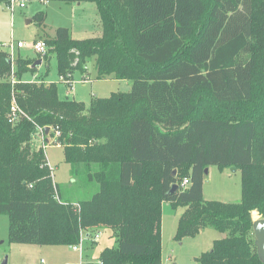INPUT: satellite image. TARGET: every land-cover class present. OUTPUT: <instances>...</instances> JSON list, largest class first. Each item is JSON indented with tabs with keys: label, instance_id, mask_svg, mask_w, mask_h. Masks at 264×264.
I'll use <instances>...</instances> for the list:
<instances>
[{
	"label": "trees",
	"instance_id": "trees-1",
	"mask_svg": "<svg viewBox=\"0 0 264 264\" xmlns=\"http://www.w3.org/2000/svg\"><path fill=\"white\" fill-rule=\"evenodd\" d=\"M48 1L94 3L102 26L97 37L75 39L62 27L43 39L51 49L43 63L56 55L60 81L71 86L75 71L89 80L94 59L96 80H127L132 89L86 107L61 99L57 83L23 82L32 61L12 63L0 49V215L9 218V242L71 247L83 231L107 230L117 246L98 264H163L168 203L185 208L176 240L208 228L226 234L196 264H264L253 229L254 213L264 219V28L254 0H214L208 14L205 0ZM46 16H34L40 28ZM203 93L225 105L223 117L210 116ZM242 104L250 110L239 114ZM38 128H50L45 143L63 146L73 175L99 186L78 209L53 182L34 142ZM212 166L241 170L240 203L204 201Z\"/></svg>",
	"mask_w": 264,
	"mask_h": 264
},
{
	"label": "rangeland",
	"instance_id": "rangeland-1",
	"mask_svg": "<svg viewBox=\"0 0 264 264\" xmlns=\"http://www.w3.org/2000/svg\"><path fill=\"white\" fill-rule=\"evenodd\" d=\"M25 8H21V2L15 1L12 5L0 4V45L7 51V46L14 43V63L17 60H30V69L22 74L23 82H44L46 84L57 83L61 99L67 97L71 100L83 102L90 106L93 98H109L114 93H128L132 89V83L127 80L95 79V61H89L90 81H84L83 75L75 71L71 86L60 81L57 70L56 55H51L47 63L40 67L32 66L39 59L49 55L50 48L42 57L34 49L35 42L52 38L58 28H68L75 39H86L102 35V26L97 7L94 3L67 4L62 2L41 0L24 2ZM207 14L214 4V0H205ZM13 9V10H12ZM256 26L264 28V0H254ZM39 12L46 13L45 24L39 27L34 16ZM207 14L205 18L207 17ZM203 18L198 23V29L203 25ZM40 37V38H39ZM43 40V41H44ZM24 43L25 47L19 48L18 43ZM13 63V62H12ZM15 65V64H14ZM15 67V66H14ZM16 79V78H15ZM206 100L211 117H223L226 114L224 104H217L210 100L207 93L202 94ZM237 104H232V107ZM239 114L249 111L250 105L242 104ZM49 146H46L45 155L48 164L53 171V182L58 186L63 198L72 203L73 208L78 209V203L89 200L98 192V185L90 183L85 185L71 172V167L65 162L63 146L52 145L54 138H49ZM39 147V143L36 144ZM204 201H216L226 204L240 203L242 200V172L233 168L221 170L218 166L208 169L204 180ZM185 208L173 209L170 204L162 206V257L163 264H196V259L204 252L211 251L213 243L217 239L226 237V234L212 228L204 230L193 238L176 240L179 220ZM256 218V219H255ZM253 219L261 217L256 214ZM97 231H92L91 237H85L83 243V264H96L100 253L106 248L117 246V238L107 230H100V239L95 240ZM85 233H87L85 231ZM8 258V264H41L45 260L47 264H81L80 253L70 246H37L30 244H16L9 242V218L0 215V263Z\"/></svg>",
	"mask_w": 264,
	"mask_h": 264
},
{
	"label": "built area",
	"instance_id": "built-area-1",
	"mask_svg": "<svg viewBox=\"0 0 264 264\" xmlns=\"http://www.w3.org/2000/svg\"><path fill=\"white\" fill-rule=\"evenodd\" d=\"M15 1H16V0H12V2H11L10 5H12ZM41 1H42L43 3L48 2V0H41ZM20 7H21V8H25V7H26V6H25V3H24V2H21ZM12 10H13V9H12ZM18 47H19V48H23V47H25V44L19 42V43H18ZM6 48H7V52L10 53L11 61L14 62V51H15V50H14V43H12L10 46H7ZM0 49H3V48L0 46ZM33 49H34L38 54H40L42 57L47 53V50H48V49H47V46H46V44H45V42L42 41V40L35 42V44L33 45ZM12 79H13V83H14V82H15V81H14V80H15V77L13 76ZM64 82H66V81L64 80ZM66 83H67V82H66ZM12 112H13V115H14L13 119H15L16 114H17V112H18V109L15 108V107H13V108H12ZM58 135H59V133L57 132V133H56V137H57ZM46 138H47V136H46V134H45V129L38 128L36 134L34 135V142H35L36 144L39 143V147H38V149H40V148H42L43 150L46 149V143H45V139H46ZM188 185H189V181L186 179V180H184L183 183L181 184V188H182V189H185V188L188 187ZM85 237H88L87 233H85V231L81 232V234H80V239H79L78 244H76V245H74V246H71V248H72L74 251H76V252L82 254V253H83V249H84V248H83V243H84V241H85ZM88 238H89V237H88ZM99 239H100V232H96V234H95V240L97 241V240H99ZM41 264H46V262H45L44 260H42V261H41Z\"/></svg>",
	"mask_w": 264,
	"mask_h": 264
},
{
	"label": "water",
	"instance_id": "water-1",
	"mask_svg": "<svg viewBox=\"0 0 264 264\" xmlns=\"http://www.w3.org/2000/svg\"><path fill=\"white\" fill-rule=\"evenodd\" d=\"M43 63L42 59H39L38 61H36L34 63V65L32 66L33 68H37L40 67ZM50 133V128H45V134L48 137ZM46 143H49V140H46ZM234 171H236L235 168H233ZM206 173H208V169L205 171ZM173 176H176V171L173 172ZM179 190V186L178 185H173L171 187V190L169 191L168 195H172L173 193L177 192ZM254 234H255V245L257 247V251H258V255L260 260L264 263V219H259L256 220L254 222ZM0 264H8V258L5 257L4 260H2V262Z\"/></svg>",
	"mask_w": 264,
	"mask_h": 264
},
{
	"label": "crops",
	"instance_id": "crops-1",
	"mask_svg": "<svg viewBox=\"0 0 264 264\" xmlns=\"http://www.w3.org/2000/svg\"><path fill=\"white\" fill-rule=\"evenodd\" d=\"M79 4H82V3H79ZM95 73V72H94ZM84 77V76H83ZM93 79V77H91V75L89 76V80H87V81H90V80H92ZM86 82V81H85ZM98 232V231H97ZM88 235V234H87ZM82 255H83V253L82 254H80V261H81V264H83V258H82ZM43 260V259H42ZM41 260V261H42ZM45 261V260H44ZM46 262V261H45ZM47 264V263H46ZM96 264H98V262L96 263Z\"/></svg>",
	"mask_w": 264,
	"mask_h": 264
},
{
	"label": "bare ground",
	"instance_id": "bare-ground-1",
	"mask_svg": "<svg viewBox=\"0 0 264 264\" xmlns=\"http://www.w3.org/2000/svg\"><path fill=\"white\" fill-rule=\"evenodd\" d=\"M256 213H254V215H255ZM256 219V218H255Z\"/></svg>",
	"mask_w": 264,
	"mask_h": 264
}]
</instances>
